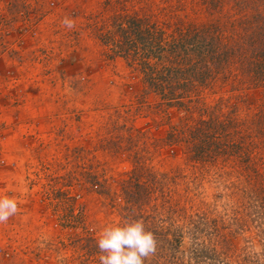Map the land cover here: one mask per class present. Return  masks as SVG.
<instances>
[{
	"label": "rangeland",
	"instance_id": "obj_1",
	"mask_svg": "<svg viewBox=\"0 0 264 264\" xmlns=\"http://www.w3.org/2000/svg\"><path fill=\"white\" fill-rule=\"evenodd\" d=\"M116 1L104 7V0H0V196L14 198L19 208L0 223V264H100L99 232L133 219H142L158 242L145 264H177V251L159 241L174 237L179 209L205 225L223 219L229 264H263L264 220L253 197L232 188L258 183L232 171L200 172L178 148L168 149V123L180 131L182 112L172 106L162 113L158 97L123 56L107 54L96 34L94 21L120 3L125 13L157 21L166 4ZM235 12L177 0L174 13L197 25ZM65 16L73 29L61 23ZM197 88L190 117L203 120L234 106L241 111V103L253 108L261 95L209 77ZM201 106L206 110L198 111ZM258 159L264 174V147ZM201 226L192 237L182 234L181 249L206 236ZM168 255L173 259L166 261Z\"/></svg>",
	"mask_w": 264,
	"mask_h": 264
},
{
	"label": "trees",
	"instance_id": "obj_2",
	"mask_svg": "<svg viewBox=\"0 0 264 264\" xmlns=\"http://www.w3.org/2000/svg\"><path fill=\"white\" fill-rule=\"evenodd\" d=\"M201 1L211 12L236 9L238 15L186 24L177 21L174 13L177 0H163L164 17L159 21L137 11L125 13L120 3L106 18L94 21V28L107 54L123 56L146 91L158 97L157 107L162 113L167 115V108L172 106L182 112L180 131L177 124L168 123L163 144L171 151L178 148L185 161H192L200 172L210 168L219 176L235 172L258 183L255 187L232 188L252 196L257 214L264 220V174L257 165L259 150L264 147V0ZM103 4L110 7V0ZM205 77L260 89L259 102L253 108L241 103V111L234 106L206 120L191 118L199 95L197 85ZM203 110L206 108L198 107V111ZM189 120L192 125H188ZM179 211L174 237L163 236L159 241L167 252L177 251V264H229L232 253L224 245L223 219L214 218L205 225L206 221H190L182 209ZM199 225L208 230L206 236L194 241L189 250L181 249L182 234L191 231L192 237V232L201 231ZM172 259L168 255L165 260Z\"/></svg>",
	"mask_w": 264,
	"mask_h": 264
},
{
	"label": "clouds",
	"instance_id": "obj_3",
	"mask_svg": "<svg viewBox=\"0 0 264 264\" xmlns=\"http://www.w3.org/2000/svg\"><path fill=\"white\" fill-rule=\"evenodd\" d=\"M61 23L68 29L75 27L74 20L67 16ZM18 211L14 198L0 196V223H6ZM157 245L155 234L146 230L142 219L107 225L96 241L100 264H145L146 259L156 254Z\"/></svg>",
	"mask_w": 264,
	"mask_h": 264
},
{
	"label": "built area",
	"instance_id": "obj_4",
	"mask_svg": "<svg viewBox=\"0 0 264 264\" xmlns=\"http://www.w3.org/2000/svg\"><path fill=\"white\" fill-rule=\"evenodd\" d=\"M1 242L4 243V240L1 241ZM9 248H13V247H9ZM0 250H3V246L2 245H0ZM39 264H49V262L48 261H41Z\"/></svg>",
	"mask_w": 264,
	"mask_h": 264
}]
</instances>
